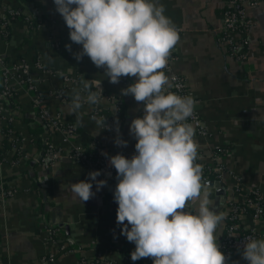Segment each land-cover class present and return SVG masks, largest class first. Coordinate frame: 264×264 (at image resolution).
Masks as SVG:
<instances>
[{
    "label": "crops",
    "instance_id": "0c3cea01",
    "mask_svg": "<svg viewBox=\"0 0 264 264\" xmlns=\"http://www.w3.org/2000/svg\"><path fill=\"white\" fill-rule=\"evenodd\" d=\"M227 1L159 0V3L163 4L164 15L171 19L180 36L171 51L168 70L185 79L187 94L196 100L195 111L207 131L206 136L195 133L198 152L205 163L211 159L212 148L227 147L217 161L227 169L222 174L226 198H237L239 193L233 190L236 184L240 193L251 188L264 191V2L245 5V15L250 20L249 43L245 58L235 60L218 38ZM0 3L21 13L10 23L9 39L0 37V58L7 64L21 59L29 63L37 90L51 113H58L61 120L71 121L75 129L78 127L75 130L78 142L89 147L93 140L100 143L102 152L108 153V164L113 154L131 159L136 154V139L130 134L129 126L133 119L143 116L144 105L136 102L131 94L122 95L121 90L136 78L128 77L126 84L120 80L113 84L104 75L105 69L97 68L86 55L78 61L75 55L82 51V46L70 40L69 29L55 10L53 0H1ZM25 15L37 18V26L30 27ZM65 45H70L71 50ZM35 60L43 68L37 67ZM60 73L78 77L69 85L67 100L63 102L50 96L52 89L62 85ZM84 80L93 84L100 80L103 99L98 105L85 103L78 114H72L73 89L82 90ZM32 94L18 88L11 98L18 105L16 110L12 109L14 113L9 105L2 106L4 113L13 116L10 126L21 137V146L30 160L41 150L37 139L46 134L41 132L44 129L41 123L29 117L34 114ZM109 97L121 99L126 117H131L129 121L125 118L119 128V137L127 141L126 147L114 143L117 132L107 128L99 130L91 119L93 107L112 111ZM138 111L141 113L135 116ZM77 115L82 118L83 126L77 125ZM47 138L61 149H67L60 134L47 132ZM0 158V181L16 189L13 196L0 203V264H78L81 258L94 257L132 264L121 251L131 254L135 244L121 235V226L116 223L118 205L108 200L106 176L96 177L97 181H106L97 191L96 182L89 178L94 170L69 158L66 151H60L48 165L43 162L30 165V160L14 163L10 153ZM30 175L36 177L37 189L32 186ZM79 181L93 185L95 195L87 202L77 201L71 191L72 184ZM205 191L212 210L226 216V203H219L212 188ZM198 206L199 201H194L188 211L195 213ZM224 220L215 233L217 241L223 232ZM239 221L255 229L259 239H264V220H253L249 214H242ZM47 254H52L53 259L43 262ZM231 259L232 264H248L242 252ZM138 261L137 264H153L152 258Z\"/></svg>",
    "mask_w": 264,
    "mask_h": 264
},
{
    "label": "clouds",
    "instance_id": "9594fccd",
    "mask_svg": "<svg viewBox=\"0 0 264 264\" xmlns=\"http://www.w3.org/2000/svg\"><path fill=\"white\" fill-rule=\"evenodd\" d=\"M55 10L69 29L70 40L82 46L75 55H86L97 68L105 69L109 82L121 77L135 81L121 90L143 102V116L131 121L129 132L136 139L131 159L121 154L109 157L118 183L113 193L116 223L121 235L135 244L131 260L152 258L153 264H226L219 250L218 226L225 219L210 207L202 183L203 166L196 163L199 144L189 119L195 115L196 100L170 89L168 66L179 32L159 0H53ZM71 50L70 45H65ZM62 76L63 73H60ZM174 79V77L172 78ZM100 80L83 81L73 89L70 113L78 114L85 103L98 105L103 99ZM95 88V90H93ZM86 92L82 95L81 92ZM97 128H107L106 117H92ZM77 125L83 126L77 115ZM98 130V131H99ZM115 131L117 146H127ZM107 156V153H102ZM101 173H89L97 191L106 185L96 180ZM92 183L79 181L71 191L79 202L95 193ZM199 201L198 211H185ZM127 222V223H125ZM242 257L248 264H264V239L248 238Z\"/></svg>",
    "mask_w": 264,
    "mask_h": 264
},
{
    "label": "built area",
    "instance_id": "2783aa9c",
    "mask_svg": "<svg viewBox=\"0 0 264 264\" xmlns=\"http://www.w3.org/2000/svg\"><path fill=\"white\" fill-rule=\"evenodd\" d=\"M264 0H228L227 5L222 13V25L220 28L219 41L223 43L228 51V54L235 60H242L246 56L247 47L249 43L248 30L250 25L249 18L245 15V5L254 6ZM7 14H16L17 16L20 12L14 8L0 3V16L5 17ZM26 21L30 22V17L26 16ZM35 65L43 68V66L35 61ZM46 72H53V70L45 69ZM165 73L170 77L173 87L170 91L185 96L187 94L186 81L179 74L169 71L168 67L164 69ZM0 97H11L18 90V88H23L25 90L31 91L32 94V108L35 115H37L47 128L51 132H56L61 135V140L63 144L67 146L64 150L53 142H48L47 152H43L42 158L39 162H43L46 165L53 162L60 154V151H66L69 158L77 163L87 166L94 171H99L102 176L108 178L109 191L111 194L114 193L116 184H111V180L114 178L115 168L110 164L106 163L107 156L102 155V146L97 141L93 140L94 148V159L85 152L86 144L78 142L76 139L75 125L71 121H63L58 113H51L47 104L44 102L41 93L37 90L36 79L30 73V65L25 60H18L16 63L7 64L0 58ZM174 77V79H172ZM128 77H121L120 81L123 84L127 83ZM78 77L68 74L62 75V85L58 88H54L50 91V96L58 101H66L68 94L67 89L71 83H75ZM112 103V119H106L107 129L110 132H114L116 124L118 122V111L121 106H123V101L116 97H109ZM95 110H100L98 107H93L90 113L91 117H101L102 115L97 114ZM142 117V116H141ZM13 116L9 113H4L2 110V104L0 102V156L13 155L15 151L23 150L20 145L19 136H16L13 132H10L9 125ZM195 128V133L199 136H206L207 131L202 123L198 113L195 111V115L188 121ZM9 129V130H8ZM76 139V140H75ZM10 145V148H6L3 144ZM20 153V152H19ZM221 147H215L211 149L210 158L208 162L202 161V155L198 152V159L196 163L203 166V179H217L222 181V174L227 169L217 161L218 155H221ZM108 154V153H107ZM116 155V154H113ZM26 154H20L14 163H20L22 160L26 161ZM212 160V161H211ZM1 161V158H0ZM213 174L214 176H210ZM224 183V182H223ZM225 186V185H224ZM239 185H235L233 190L239 193L237 198H226L225 187V203L228 208V212L225 216L223 223L221 236L217 241L219 245V250L226 257V264H232V256L236 253L243 252L244 244L248 238H256L258 236L255 229L252 227H246L243 225L239 219L242 214H249L253 220H264V191H260L257 188H251L245 192H239ZM13 189L7 186L5 183L0 181V201L6 200L8 196L12 195ZM241 228L242 232H239ZM245 230V232H243ZM53 232V231H52ZM224 233V238L222 234ZM51 258V254H48ZM42 259H45L43 256ZM44 262V261H43ZM78 264H118L117 262L110 259H99L81 258ZM134 264V263H132ZM137 264V263H135ZM148 264H152L151 262Z\"/></svg>",
    "mask_w": 264,
    "mask_h": 264
},
{
    "label": "trees",
    "instance_id": "16d2710c",
    "mask_svg": "<svg viewBox=\"0 0 264 264\" xmlns=\"http://www.w3.org/2000/svg\"><path fill=\"white\" fill-rule=\"evenodd\" d=\"M1 2V0H0ZM10 7V6H9ZM10 8H14V7H10ZM15 9V8H14ZM16 10V9H15ZM18 10V9H17ZM6 13V12H5ZM21 15V13L19 14ZM26 16V15H25ZM18 16L16 14H7L5 15V17H1L0 16V37L4 40H8L9 37H10V33H9V30H10V23L16 19ZM38 24V20L37 18L31 16L30 17V22H29V26L34 28L36 27ZM227 49V48H226ZM226 52H228L226 50ZM233 58V57H232ZM4 60V59H3ZM36 61V60H35ZM0 102L2 104V106L4 107H8V105L10 106L11 110L14 108L15 110L18 108L14 102H13V99H11V97H0ZM13 113H14V110H12ZM19 112H21V110H18ZM97 114H100L102 116H105L106 119H112V116H113V113L110 111V110H95ZM126 115H127V111H126V108H125V104L123 106H121L119 108V111H118V127L120 128V126H122L125 122V118H126ZM15 116V114H14ZM25 120V119H24ZM11 125V124H10ZM9 125V128H10V132H14L12 131V128L11 126ZM9 130V129H8ZM34 132L37 131L36 128H33ZM75 130H79L78 127L75 129ZM41 132H44L46 133L45 136H42L40 137L39 139H37V144H38V147H40V149H42L43 152H47L48 150V142H49V139L47 138V132L48 133H51V130L49 128L46 129V131L43 129V131L41 130ZM16 136H18L16 133H15ZM45 137V138H44ZM4 146L8 149L10 148V145H6L5 142H3ZM222 149V153L225 152V150L227 149V147H221ZM20 152V153H19ZM85 152L91 156V159H94V148L92 147H89V146H86L85 148ZM26 154L24 149L23 150H18V151H15L14 154L12 155V160L13 161H16L18 159V157L20 156V154ZM221 153V154H222ZM31 158L28 157L26 158V160H30ZM210 176H214L213 174H211ZM30 178H31V183H32V186L34 188H38L37 187V181H36V177H34L33 175L31 176L30 175ZM118 183V177H117V174H116V170L114 171V178L111 180V184H116ZM107 197H108V200L112 203H115L116 202L114 201V198H113V194H111L110 191H108L107 193ZM192 212V211H191ZM239 232H242L241 228L239 229ZM245 232V230L243 231ZM223 238H224V233L222 234ZM256 239H259V237L257 236ZM122 254L128 258L130 261L131 260V256L128 252L126 251H121ZM137 263L139 262L138 260L137 261H132V263Z\"/></svg>",
    "mask_w": 264,
    "mask_h": 264
},
{
    "label": "water",
    "instance_id": "95a60500",
    "mask_svg": "<svg viewBox=\"0 0 264 264\" xmlns=\"http://www.w3.org/2000/svg\"><path fill=\"white\" fill-rule=\"evenodd\" d=\"M141 111H138L135 116H138L141 113ZM29 117L40 122L41 125L44 127V129H47L46 125L43 123V121L37 115L29 114ZM130 118H131L130 116H127L126 120L129 121ZM42 155H43V151L41 149L39 151L38 155L34 159L30 160V165H33L34 163L39 162L42 158ZM202 183L204 185V190L205 189H211V188L214 190L215 195L218 197L219 203L225 202V186H224V183L222 181H219L217 179H205V180H202ZM187 210L188 209L186 208L185 211H187ZM219 238H220V236H219Z\"/></svg>",
    "mask_w": 264,
    "mask_h": 264
},
{
    "label": "rangeland",
    "instance_id": "374dc122",
    "mask_svg": "<svg viewBox=\"0 0 264 264\" xmlns=\"http://www.w3.org/2000/svg\"><path fill=\"white\" fill-rule=\"evenodd\" d=\"M29 16H30V15H27V17H29ZM37 67H39V66H37ZM39 68H40V67H39ZM72 77H74V75H72ZM36 85H37V81H36ZM15 93H16V92H15ZM20 139H21V137H20ZM20 139H19V142H20ZM20 145H21V143H20ZM10 188L13 189L14 191H13L12 195L8 196V198L11 197V196H13L14 192L16 191L14 185H11ZM4 201H5V200L0 201V203H3ZM94 258H96V257H94ZM52 259H53V255L51 254V258H49V257H48V254H47V255H45V259H43V261H44V262H46V261H52ZM99 259H100V258H99ZM25 264H36V263H35V262H26Z\"/></svg>",
    "mask_w": 264,
    "mask_h": 264
}]
</instances>
